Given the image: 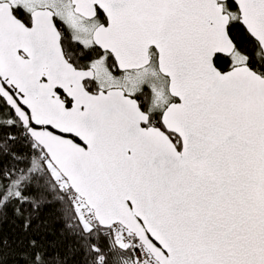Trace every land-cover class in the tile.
<instances>
[{
  "label": "snow or ice",
  "instance_id": "6c2138e0",
  "mask_svg": "<svg viewBox=\"0 0 264 264\" xmlns=\"http://www.w3.org/2000/svg\"><path fill=\"white\" fill-rule=\"evenodd\" d=\"M9 220L0 264H264V0H0Z\"/></svg>",
  "mask_w": 264,
  "mask_h": 264
},
{
  "label": "trees",
  "instance_id": "16d2710c",
  "mask_svg": "<svg viewBox=\"0 0 264 264\" xmlns=\"http://www.w3.org/2000/svg\"><path fill=\"white\" fill-rule=\"evenodd\" d=\"M9 216L11 217V213H9ZM0 230H2L3 233L9 237H11L13 234H17L18 232V230L16 229V225L11 222V220L0 224Z\"/></svg>",
  "mask_w": 264,
  "mask_h": 264
}]
</instances>
